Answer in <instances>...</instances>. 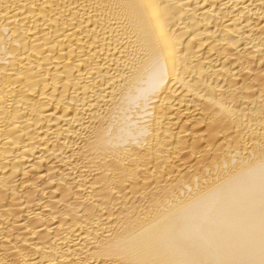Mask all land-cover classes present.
Here are the masks:
<instances>
[{"label":"bare ground","instance_id":"obj_1","mask_svg":"<svg viewBox=\"0 0 264 264\" xmlns=\"http://www.w3.org/2000/svg\"><path fill=\"white\" fill-rule=\"evenodd\" d=\"M0 264H264V0H0Z\"/></svg>","mask_w":264,"mask_h":264}]
</instances>
